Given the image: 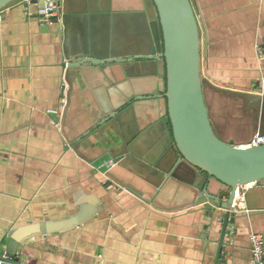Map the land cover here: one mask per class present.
Segmentation results:
<instances>
[{"label":"crops","instance_id":"obj_1","mask_svg":"<svg viewBox=\"0 0 264 264\" xmlns=\"http://www.w3.org/2000/svg\"><path fill=\"white\" fill-rule=\"evenodd\" d=\"M57 2L54 24L38 6L0 14V253L15 237L27 264H214L220 230L167 155L155 7ZM191 3L213 128L243 147L264 131L263 102L246 98L264 91V0ZM246 205L222 264H252L250 238H264V188Z\"/></svg>","mask_w":264,"mask_h":264},{"label":"water","instance_id":"obj_2","mask_svg":"<svg viewBox=\"0 0 264 264\" xmlns=\"http://www.w3.org/2000/svg\"><path fill=\"white\" fill-rule=\"evenodd\" d=\"M46 1L0 0V14L22 4L25 8L32 5L42 9ZM150 1L156 9L162 33L163 45L158 49L160 60L165 65L161 105L162 117L170 129L167 155H172L176 164L173 177L194 187L197 191L195 206H202L220 230V248L214 264H222L220 258L227 245L225 238L230 236L231 230L236 233L235 226L244 223L241 216L232 212L236 189L264 181V145L243 149L225 141L213 128L205 98L208 84L201 75L199 24L191 0ZM57 5L60 7L59 3ZM50 22L56 23L57 18H52ZM258 92V97L246 95V98L254 104L257 102L259 105L260 100L264 104V91ZM257 132L256 135H264L262 129ZM99 145L110 153L118 148L111 135ZM110 153L108 155L113 157ZM182 169L188 170L189 178L178 176ZM21 248L16 238L12 237L1 245L0 260L3 264H27L23 261Z\"/></svg>","mask_w":264,"mask_h":264},{"label":"built area","instance_id":"obj_3","mask_svg":"<svg viewBox=\"0 0 264 264\" xmlns=\"http://www.w3.org/2000/svg\"><path fill=\"white\" fill-rule=\"evenodd\" d=\"M57 0L46 1L45 7L38 9L37 15L42 23H50L52 18H57L58 16V5ZM27 15L29 13L27 12ZM256 55L259 63L264 70V40L256 48ZM264 145V135H256L250 143L241 147L243 149H251ZM255 188H264V181L252 182L236 189L235 198L232 203L233 213H244L247 212L246 205V195L247 192ZM251 243V254H252V264H264V238L260 234H253L250 238ZM0 264L3 262L0 260Z\"/></svg>","mask_w":264,"mask_h":264}]
</instances>
